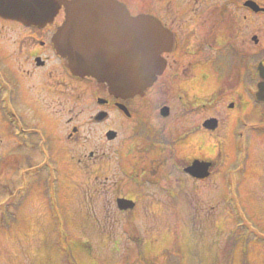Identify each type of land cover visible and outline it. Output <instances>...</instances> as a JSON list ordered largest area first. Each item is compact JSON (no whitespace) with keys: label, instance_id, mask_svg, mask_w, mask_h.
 Segmentation results:
<instances>
[{"label":"flooded vegetation","instance_id":"obj_1","mask_svg":"<svg viewBox=\"0 0 264 264\" xmlns=\"http://www.w3.org/2000/svg\"><path fill=\"white\" fill-rule=\"evenodd\" d=\"M116 1L131 17L158 21L171 36V48L162 55L165 67L153 85L123 99L110 94L105 84L72 74L52 43L63 9L41 27L0 17V142L19 145L20 162L28 163L29 151L45 153L47 142L41 124H26L30 112L32 117L48 116L50 127L58 117L72 116L65 120L62 138L67 142L82 140V124L75 117L90 115L92 128L85 130L84 139L93 149L82 156L88 167H100L90 173L94 188L88 195L102 198L103 207H118L119 200L150 211L172 207L219 173L218 160L205 155L206 136L215 142L220 159V130L227 124L233 135L240 119L233 112L239 114L253 103L258 82L254 69L264 66V0ZM14 34L16 50L9 55ZM3 64L11 66L16 77H8ZM206 112L211 115L206 117ZM209 119L217 120L215 129L206 128ZM194 162L210 164L208 178L187 172ZM16 166L19 180L24 168ZM185 201L191 207L192 202ZM109 215L113 220L110 211L106 219Z\"/></svg>","mask_w":264,"mask_h":264},{"label":"rangeland","instance_id":"obj_2","mask_svg":"<svg viewBox=\"0 0 264 264\" xmlns=\"http://www.w3.org/2000/svg\"><path fill=\"white\" fill-rule=\"evenodd\" d=\"M12 38L9 55L15 52V38L18 39L15 34ZM1 67L8 77H16L11 66ZM33 94L37 99L41 96L37 91ZM19 107L24 108L22 104ZM218 109L223 110V106ZM29 114L25 122L30 128L41 124L47 139L43 144L45 153L52 161L41 168L46 154L30 150L28 163H22L19 145L0 142V205L10 201L3 187L13 192L11 201L21 203L24 197L13 220L0 228V264H68L62 246L70 248L72 264H128L137 260L139 250L145 264H220L232 234L241 238L232 251L233 264H243L244 260L247 264H264V133L253 131L264 125L263 107L253 102L243 112H233L232 116L247 123L246 129L239 125L246 156L241 161V155L233 149L232 126L227 128L226 124L220 130L224 135L220 159L215 142L205 138V155L218 160L219 173L213 175L212 181L195 187V192L190 191L172 207H152L151 211L134 207L118 215L116 207H103L102 198L96 200V196L88 195L94 188L90 173L100 167H88L82 156L93 149L84 139L85 130L92 128L90 115L75 117L76 123L82 124L79 129L83 137L79 142H67L62 138L65 120L72 116H60L50 127L48 116ZM209 115L206 112V117ZM32 140L41 144L38 137ZM233 157H237V163ZM19 163L27 183L24 194L21 189L15 190L21 185L15 167ZM226 174L229 180L224 178ZM187 184L192 186L191 182ZM185 200L192 202L191 207ZM108 211L113 220L110 215L111 219H106ZM61 233L65 238L56 244ZM84 244L88 248H83ZM169 252L175 263L168 260Z\"/></svg>","mask_w":264,"mask_h":264},{"label":"water","instance_id":"obj_3","mask_svg":"<svg viewBox=\"0 0 264 264\" xmlns=\"http://www.w3.org/2000/svg\"><path fill=\"white\" fill-rule=\"evenodd\" d=\"M61 7L64 22L52 42L73 74L105 83L112 95L126 99L143 94L162 73L161 55L169 51L171 36L151 18H131L114 0H0V16L42 26ZM258 70L255 99L264 103V67ZM215 126V120L206 122L209 129ZM207 169L194 163L188 171L204 178ZM124 203L119 201L121 210L132 208Z\"/></svg>","mask_w":264,"mask_h":264},{"label":"trees","instance_id":"obj_4","mask_svg":"<svg viewBox=\"0 0 264 264\" xmlns=\"http://www.w3.org/2000/svg\"><path fill=\"white\" fill-rule=\"evenodd\" d=\"M23 181H25V178L22 179ZM9 188V187H8ZM10 189V188H9ZM21 188H17L16 189V192H18ZM9 191V190H8ZM11 191V190H10ZM6 194V193H5ZM0 195H3L2 193ZM24 200V198H23ZM22 200V201H23ZM22 201L21 203L19 202V204L13 209L12 213L10 214L9 210L7 209L8 207H6V205H0V228H5L9 221L10 220H13V216H14V212L17 211L18 207L21 206L22 204ZM233 232V231H232ZM236 235V234H235ZM234 234L230 235L229 238H228V249L227 251L224 253V256H223V261H221L222 264H233L232 262V251L236 249L237 245H238V242L239 240H241V238H238V236H235ZM65 238V236L63 235V233H61L59 236H58V239H57V242L56 244L60 243L61 242V239L63 240ZM239 239V240H238ZM65 243V242H64ZM140 243V242H139ZM137 243V245L139 246L140 244ZM55 244V245H56ZM83 248H88L87 245H83ZM63 251H65L67 253V261H68V264H72V262L70 261V259L72 258L71 257V250L70 248L67 246L66 249L62 246L61 248ZM140 249V248H139ZM229 253V254H228ZM228 254V255H227ZM230 255V257H229ZM167 258L169 261H172V258H171V252L167 253ZM145 258L143 257V255L140 253V250H139V257L137 258V260H133L132 262H129L128 264H145ZM220 263V264H221ZM243 264H247V262L244 260V263Z\"/></svg>","mask_w":264,"mask_h":264}]
</instances>
